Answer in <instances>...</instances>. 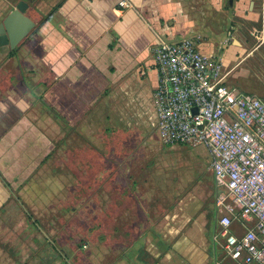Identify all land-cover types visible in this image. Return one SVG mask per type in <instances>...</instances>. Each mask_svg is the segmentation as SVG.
<instances>
[{
    "label": "crops",
    "instance_id": "0c3cea01",
    "mask_svg": "<svg viewBox=\"0 0 264 264\" xmlns=\"http://www.w3.org/2000/svg\"><path fill=\"white\" fill-rule=\"evenodd\" d=\"M20 1L0 0V21ZM24 1L35 28L0 48V231L28 222L41 264H225L218 221L226 211L213 169L158 215L173 168L161 186L159 148L138 136L158 123L160 40L199 37L226 85L257 76L253 93L238 90L264 98V0H127L128 9L121 0Z\"/></svg>",
    "mask_w": 264,
    "mask_h": 264
},
{
    "label": "built area",
    "instance_id": "2783aa9c",
    "mask_svg": "<svg viewBox=\"0 0 264 264\" xmlns=\"http://www.w3.org/2000/svg\"><path fill=\"white\" fill-rule=\"evenodd\" d=\"M120 7L131 4L121 0ZM199 39L160 40L153 48L156 132L165 145L208 151L226 211L218 221L225 264H264V98L226 85ZM236 222L252 227L241 234Z\"/></svg>",
    "mask_w": 264,
    "mask_h": 264
},
{
    "label": "rangeland",
    "instance_id": "374dc122",
    "mask_svg": "<svg viewBox=\"0 0 264 264\" xmlns=\"http://www.w3.org/2000/svg\"><path fill=\"white\" fill-rule=\"evenodd\" d=\"M239 77L235 76L234 80L237 82L235 81L234 82L237 83V87L241 91L247 90L252 92L251 91L252 89L257 88L258 86L257 84L259 83L257 76H239ZM34 91H36L37 94H40V92H38L35 88ZM148 133L149 132L142 131V134H139L138 137L142 140L147 139V141L149 142H147L146 144L151 143L152 146L156 145L155 147H152L149 144V148L150 147L159 148L157 149V151L156 150L155 151L159 153L160 156L159 170L162 175L160 179L161 186H166L168 182L169 186L171 187V194H168L167 192L166 193L161 192L160 198L155 203V205L159 203V206L156 205V210H158V215H159L161 214V212H163L164 209L163 204L165 201L174 203L177 199L182 198L185 190H188L194 184L201 185L202 182L207 181L209 178V172H211L210 171L211 166L209 163L208 151L204 147H199V148L198 147L188 148L182 146L166 147L162 145L163 142L159 139V135L156 132V130L153 131L150 135ZM146 144L145 147H143L140 150L142 154L143 153L148 154L150 152V150L147 148L148 145ZM100 147L102 146L98 144L97 146L98 152H103ZM111 165L112 168L115 169L116 167L120 168L121 164H119L118 161L113 159ZM172 168H173L172 175L175 176L173 177L174 181H172V177H170L171 180L167 181L165 184V181L162 180L164 179L163 176L167 171L171 170ZM145 170L147 173H149L150 171L148 169ZM172 186L176 188L174 194H172ZM203 194L206 195V193L201 190L200 195ZM149 195L151 196V194L148 193L143 194L144 198H147V196ZM157 197H159V194L156 193L155 198ZM17 222L18 225L16 226L14 234H11L10 232H8V230L0 231V264H41L39 260L40 255L32 256L30 251L31 248L35 249L37 247L39 249L41 241H38V244H36L35 247L34 243L32 242V239L30 238V234L28 233V222L26 224L20 223L19 220ZM31 243H33V245H31ZM35 243L37 242L35 241ZM84 243L83 240H80L79 245H83ZM51 250H53L52 247ZM53 252L54 254H57L56 253L57 250L56 251L53 250ZM49 258L51 259V256H49ZM59 258L62 259V256H59ZM72 264L75 263L72 261Z\"/></svg>",
    "mask_w": 264,
    "mask_h": 264
},
{
    "label": "water",
    "instance_id": "95a60500",
    "mask_svg": "<svg viewBox=\"0 0 264 264\" xmlns=\"http://www.w3.org/2000/svg\"><path fill=\"white\" fill-rule=\"evenodd\" d=\"M230 6L234 0H228ZM30 5L22 0L13 11L0 21V48L11 46L15 48L35 28L36 24L26 15Z\"/></svg>",
    "mask_w": 264,
    "mask_h": 264
},
{
    "label": "trees",
    "instance_id": "16d2710c",
    "mask_svg": "<svg viewBox=\"0 0 264 264\" xmlns=\"http://www.w3.org/2000/svg\"><path fill=\"white\" fill-rule=\"evenodd\" d=\"M59 8H56L48 17H46L45 19H44V21H42L40 24H39V26H41L43 23H45L46 21H48V20H50L51 19V16H53L54 15V13H56L57 12V10H58ZM38 26V27H39ZM37 31V30H36ZM17 51H18V49H15L14 50V52L12 53V55L14 56V55H16L17 54ZM33 95V94H32ZM33 97H34V99H36V100H39L40 101V103L42 104V106L43 107H45L46 109H48V110H50L53 114H54V116L56 117V118H58V119H63L62 118V116H60L59 115V113L54 109V108H52L47 102H46V100L43 98V97H38V96H36V95H33ZM127 177L126 176H124V177H122L121 178V176L120 177H118V179H117V184H119V185H127Z\"/></svg>",
    "mask_w": 264,
    "mask_h": 264
}]
</instances>
